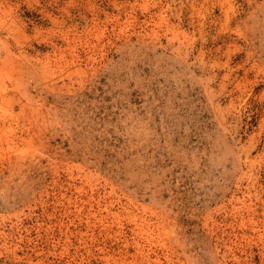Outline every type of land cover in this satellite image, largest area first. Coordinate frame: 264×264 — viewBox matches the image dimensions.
I'll return each mask as SVG.
<instances>
[{
	"label": "rangeland",
	"instance_id": "obj_1",
	"mask_svg": "<svg viewBox=\"0 0 264 264\" xmlns=\"http://www.w3.org/2000/svg\"><path fill=\"white\" fill-rule=\"evenodd\" d=\"M0 264H264V0H0Z\"/></svg>",
	"mask_w": 264,
	"mask_h": 264
}]
</instances>
